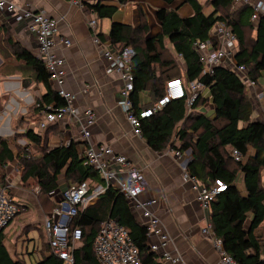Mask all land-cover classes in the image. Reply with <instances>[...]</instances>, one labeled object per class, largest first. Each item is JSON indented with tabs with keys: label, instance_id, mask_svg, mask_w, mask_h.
<instances>
[{
	"label": "trees",
	"instance_id": "trees-1",
	"mask_svg": "<svg viewBox=\"0 0 264 264\" xmlns=\"http://www.w3.org/2000/svg\"><path fill=\"white\" fill-rule=\"evenodd\" d=\"M127 1L119 0V3ZM164 1L171 4L174 0ZM184 2L193 8L189 16H182L173 7L157 10L161 30L154 35H148L149 26L146 22L139 25L113 22L108 37L116 50L125 46L135 50L132 58V98L136 108L154 104L164 95L166 81L173 77H181L186 83L197 80L209 88L215 108L214 117L196 111L188 114L185 98L172 100L161 111L143 120L142 135L150 147L157 151H163L168 146L181 151L192 148L193 160L187 170L203 183H212L216 179L226 183V189L217 194L209 208L213 231L223 240L226 251L242 264H264L262 235L255 234L257 228L264 227V122L252 119L253 102L249 88L237 73L221 65L215 66L212 72H205L194 46L196 40L210 39V30L217 21L226 22L239 42L237 62L245 64L249 77L260 85L264 71V14L254 22L250 4L234 8V0ZM90 5L99 18L112 17L118 9L117 5ZM206 6L212 10L207 12ZM211 40L215 41L214 38ZM174 51L186 63V68L181 67V72ZM0 55L4 57L1 67L7 61L10 65L13 61L19 64L14 71L1 73L19 72L23 78H32L34 82L45 86V93L36 95V104L30 107L32 112L39 113L49 104H65V100L53 88L44 62L22 43L14 40L8 28L2 24ZM143 91L150 93L151 101L140 105V93ZM201 100V97L196 99L193 106ZM17 121L16 129L24 119L21 117ZM176 136L181 140L180 145L175 143ZM20 137L28 141L26 145L18 143ZM251 147L255 150L254 154H249ZM231 148L238 149L242 159L236 160ZM31 149L37 153L34 157L30 156ZM16 154L26 168L23 180L35 178L40 186L39 197L47 195L42 205L45 213H52L58 205L59 200L50 192L58 189V175L62 170L68 178L73 179L68 186L78 184L88 177L103 182L96 170L83 164L74 141L68 145L51 147L44 135L28 127L13 136L0 137V163L14 160ZM240 173L244 175L245 195L236 184ZM5 177V173L0 174V183L5 182ZM103 200L107 201V209L101 205ZM96 204V207L89 206L79 211L70 226L71 230L79 227L82 232L74 248L75 264H100L94 251V240L100 223L107 217L115 219L129 230L139 249L142 264H162L156 253L149 249L147 229L136 219L124 194L109 186ZM250 214L252 219L248 223ZM4 240L2 230L0 264H28L19 256L14 258ZM41 253V258L31 264H63V260L51 250L50 245L47 251L42 250Z\"/></svg>",
	"mask_w": 264,
	"mask_h": 264
},
{
	"label": "built area",
	"instance_id": "built-area-1",
	"mask_svg": "<svg viewBox=\"0 0 264 264\" xmlns=\"http://www.w3.org/2000/svg\"><path fill=\"white\" fill-rule=\"evenodd\" d=\"M74 4L82 5L83 0H71ZM239 3L250 4L253 12L251 18L258 21L264 14V0H234V5ZM1 12L20 11L26 21L28 30L36 37L38 57L44 62L53 88L65 100V104L55 106L49 104L42 110V119L38 122L39 131L45 130L49 124L63 120H79L82 124L81 133L84 138L90 137V127L96 121V112L93 107L87 106L81 111L75 104V93L66 88V59L55 51V36L58 33V20L48 15L44 10L31 6L23 7L10 0H0ZM94 31V42L104 45L103 56L109 69L117 72L122 81L121 105L127 119L136 135H142L143 120L161 111L170 101L186 99L189 110L194 106L196 99L204 95V90L209 89L205 84L193 80L185 82L181 77H173L166 81L165 93L151 106L141 109L136 108L132 98L134 90V74L132 72V58L135 50L131 46H125L119 50L112 49L103 44L97 34V20L89 22ZM210 39L196 40L194 46L204 64L205 72H212L214 67L221 65L233 70L242 79L246 86L255 88L256 82L248 75L245 64L238 63L236 54L239 50V42L232 28L224 21H217L210 30ZM211 38H214L213 42ZM69 45L70 40L64 39ZM180 58L182 56L180 55ZM4 92L8 94L0 108V137L13 136L24 129H16L14 120L25 116L30 107L36 104V95L22 84V78L2 81ZM258 97L263 98V91L257 92ZM140 107V106H139ZM23 137L18 143L26 145ZM176 155L182 153L179 149H171ZM236 160L242 159L241 152L231 148ZM83 164L93 168L103 179L96 182L88 177L78 184L68 186L60 191L58 205L52 213L45 217L43 229L47 235L51 250L63 260V264H75L74 248L81 239L82 232L79 227L70 229L74 218L79 211L85 210L95 204L109 186L117 188L128 200V203L141 223L147 229V242L149 249L157 253L163 260L162 264H182L180 254L174 253L169 248L170 236L165 230L161 218L154 211L156 198H142L146 187V179L142 168L134 164L129 158L117 152L110 144L89 143L81 154ZM183 178L193 184L197 192V198L201 205L209 209L219 192L226 189V183L216 179L212 183H203L189 170L184 169ZM7 179L0 183V231L11 222L20 212V204L11 194V183ZM58 191H51L56 195ZM202 233L209 236L220 255L223 264H242L226 251L223 240L216 236L213 225L209 219L202 228ZM94 251L100 264H142L139 249L135 246L129 230L115 219L108 217L100 223L99 230L94 240Z\"/></svg>",
	"mask_w": 264,
	"mask_h": 264
},
{
	"label": "crops",
	"instance_id": "crops-1",
	"mask_svg": "<svg viewBox=\"0 0 264 264\" xmlns=\"http://www.w3.org/2000/svg\"><path fill=\"white\" fill-rule=\"evenodd\" d=\"M10 1L23 7L31 6L44 10L48 15L58 20L59 29L55 36V51L66 59V88L75 93V104L81 111L85 107L91 106L96 112V121L90 127L89 138L83 137L81 133L82 124L79 120L67 119L55 122L49 124L47 129L39 131L38 122L42 119L43 113L42 111L39 113L32 112L31 109L25 116H21L24 121L17 129H24L20 131L24 132L26 128H31L37 134L44 135L51 147L59 144L68 145L74 141L79 156L90 142L110 144L117 152L125 154L131 162L142 168L146 179V187L142 198L157 199L153 209L161 218L162 224L170 236L169 248L174 253L181 255L182 264H223L212 239L202 233V228L210 219V209H206L201 205L192 182L183 178L184 169L193 160L192 148L182 151L180 155H176L171 150L174 149L171 146L163 151H157L150 147L143 135L133 133L132 126L120 102L122 98V81L117 72L108 68L102 52L104 45H98L94 42V31L89 25L90 20L95 18L97 20V34L101 36V41L103 44L115 49L108 37L113 22H122L129 25H139L146 22L149 26L148 35H154L161 30V22L156 15L159 8H177L182 16H189L193 13L192 6L184 0H174L171 4L164 0H128L123 4H120L119 0H83L82 5L74 4L71 0ZM200 1L205 2L206 0ZM97 3L117 5L118 9L112 17L99 18L90 5ZM244 4L236 3L234 8H240ZM211 10V7L206 9L207 12ZM0 24L9 27L8 30L13 34V39L22 43L38 56L36 37L28 30L26 21L20 11L13 13L0 11ZM66 38L70 40L69 45L64 43ZM166 43H168V40H166ZM170 47L173 51L172 45ZM174 54L177 61L186 68L183 58H180V55L175 51ZM17 77L23 78L22 73L4 74L0 72V97H3L1 105L8 96L4 92L2 81L4 79L14 80ZM27 88L38 96L46 91L42 83L34 82L33 79L31 85ZM263 88L264 71L262 72L260 85L249 89L253 102L252 119L262 122H264V100L258 97L256 93L263 91ZM201 98L203 100L199 101L191 110L187 107V113L196 111L208 117H214L215 108L209 89L204 90V95ZM150 101L151 95L148 91L140 93V105L147 104ZM21 117L14 120V125H17V122H19L17 120ZM175 139L176 145H180L181 140L177 136ZM254 153L255 150L251 147L249 154ZM7 182L11 183L12 196L16 195L13 182L10 180ZM58 182L59 186H62L60 181ZM236 184L245 195L246 187L242 173L237 178ZM56 191H59V187ZM96 203L90 206L96 207L98 205ZM102 204L105 205V209L108 208L106 200L101 201ZM44 210V207L41 206L43 217L41 216L40 221L30 222L28 225H32L31 227H35L40 231L41 227L43 228L45 216L51 214V212L45 213ZM133 213L136 219L141 222L139 215ZM251 217L250 214L248 223L252 219ZM255 234L262 235L264 243V227L257 228ZM7 239L8 237L5 234L4 241L8 247ZM40 241L42 243L41 237ZM13 242L15 248L13 252L10 251L12 256L16 258L18 254L20 258L25 259L22 256L25 249L21 251L22 253H18L16 250L17 242L15 240ZM25 251L29 252L28 247ZM38 251L42 256V246L39 250L38 246L33 247L35 254ZM156 255L160 262H164L157 253ZM262 256L264 257V246ZM27 263L31 264L33 262Z\"/></svg>",
	"mask_w": 264,
	"mask_h": 264
},
{
	"label": "rangeland",
	"instance_id": "rangeland-1",
	"mask_svg": "<svg viewBox=\"0 0 264 264\" xmlns=\"http://www.w3.org/2000/svg\"><path fill=\"white\" fill-rule=\"evenodd\" d=\"M206 9H209V6H206ZM9 33L11 36L13 35L10 31ZM249 35H251V33ZM1 58L2 60L4 59L3 55H0V72L6 70L14 71L15 67L19 66V64L15 61H13L11 65L9 61H7L5 65L1 67L3 64ZM177 65L179 66L181 72V67H183L182 64L177 63ZM2 101L3 97H0V102ZM13 149L16 150V148ZM35 154H37L35 149H31L30 156L34 157ZM25 171L26 168L24 167L23 161L20 156H18V154H16V158L14 160L8 161L6 164L0 163V174L5 173L6 180L9 179L11 182H13L15 188L14 191L16 193V195H13V198L16 202H18V204H20V212L4 228V232L8 237L7 244L10 251L13 252L15 248V244L13 242L15 240L17 242V252L22 253L21 251L24 249L26 250V247H28L29 252L27 253L24 250L25 253L22 254V256H24L27 262H34L38 257L41 256V254L39 253L40 251L36 252L35 254L33 252V247L38 246L39 250V248L42 246V250L47 251L49 249L48 238L42 227L39 231V229L31 227L32 225L28 224L30 222H37L41 220V216L43 214L41 211V206L44 205L47 195L43 194L41 197H39V192H41L40 186L38 185V181L35 178H29L27 181L23 180V174ZM240 175L241 173L239 176ZM58 181H60L62 186H59L58 193L54 195L55 199L57 200H59L60 191L68 187V185L73 182V179L68 178L64 174V170H62L58 175ZM40 237L42 239V243L40 241Z\"/></svg>",
	"mask_w": 264,
	"mask_h": 264
},
{
	"label": "water",
	"instance_id": "water-1",
	"mask_svg": "<svg viewBox=\"0 0 264 264\" xmlns=\"http://www.w3.org/2000/svg\"><path fill=\"white\" fill-rule=\"evenodd\" d=\"M32 83L31 78H22V84L24 87H29Z\"/></svg>",
	"mask_w": 264,
	"mask_h": 264
}]
</instances>
